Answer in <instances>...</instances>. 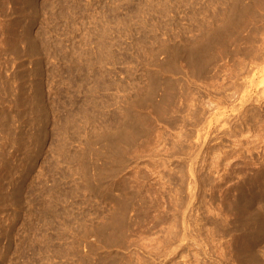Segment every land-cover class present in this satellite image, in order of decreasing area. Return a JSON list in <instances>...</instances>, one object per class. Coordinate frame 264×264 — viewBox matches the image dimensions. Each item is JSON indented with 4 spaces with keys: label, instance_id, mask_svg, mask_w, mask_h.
Here are the masks:
<instances>
[{
    "label": "rangeland",
    "instance_id": "rangeland-1",
    "mask_svg": "<svg viewBox=\"0 0 264 264\" xmlns=\"http://www.w3.org/2000/svg\"><path fill=\"white\" fill-rule=\"evenodd\" d=\"M0 264H264V0H0Z\"/></svg>",
    "mask_w": 264,
    "mask_h": 264
}]
</instances>
